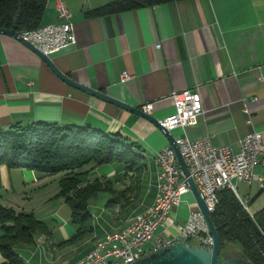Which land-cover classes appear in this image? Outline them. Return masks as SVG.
Returning <instances> with one entry per match:
<instances>
[{
    "label": "crops",
    "instance_id": "0c3cea01",
    "mask_svg": "<svg viewBox=\"0 0 264 264\" xmlns=\"http://www.w3.org/2000/svg\"><path fill=\"white\" fill-rule=\"evenodd\" d=\"M108 1L62 0L71 14L74 41L47 55L55 68L127 105L150 102L148 114L158 120L173 112L167 98L171 91L196 87L202 112L195 124L171 130L173 135H206L214 146H235L241 135L254 129L261 132L264 145V0H173L110 14H85ZM55 2L46 0L38 25L55 20ZM156 42L159 48L154 47ZM122 72L130 77L121 79ZM242 101L250 122L242 111ZM32 121L89 125L119 133L141 153L144 168L131 184L128 200L119 204L118 214L126 221L133 213L129 212L133 201L137 200L136 212L152 202L153 156L168 143L160 129L137 114L66 84L35 53L0 33V128ZM85 167L89 169L80 175L82 181L89 180L99 166L89 163L75 172H83ZM106 167L99 177L112 173ZM254 172L257 178L250 183L235 182V195L248 201L249 213L264 207V155ZM48 177L33 169L0 164V205L31 212L43 220L32 202L38 198L36 194L42 197L41 186ZM192 207L193 196L186 192L167 216L164 231L173 233L174 224L185 219ZM56 210L50 212L52 227L57 226L60 236H69L74 225L66 217L59 218ZM50 234H37L40 252L29 253L27 244L15 245L20 264H59L64 253L59 247L53 250L57 246ZM90 234L95 237L94 245L102 230L93 225ZM47 241L48 247L44 245ZM83 253L70 257L69 264ZM3 261L0 254V263Z\"/></svg>",
    "mask_w": 264,
    "mask_h": 264
},
{
    "label": "trees",
    "instance_id": "16d2710c",
    "mask_svg": "<svg viewBox=\"0 0 264 264\" xmlns=\"http://www.w3.org/2000/svg\"><path fill=\"white\" fill-rule=\"evenodd\" d=\"M173 0H111L86 15H102L136 7L150 6ZM46 0H0V28L13 31L32 29L39 24ZM120 162L130 184L124 187L122 201H127L144 165L141 153L134 144L119 133H107L89 125H60L55 122H15L0 128V164L11 168H28L43 174L61 172L58 195L70 209V221L76 226L74 234L64 241L69 243L92 231L91 214L87 199L95 191L110 189V181L97 178L80 179L85 173L75 172L84 165L99 166ZM217 202L210 219L215 228L220 253L241 257V264H264V207L249 213L238 201L234 192L224 187L217 194ZM118 196L113 197L115 201ZM246 205L248 201H245ZM49 235L45 224L31 212L16 211L0 205V264H20L14 250L18 244H29L35 233ZM236 250L235 254L230 251Z\"/></svg>",
    "mask_w": 264,
    "mask_h": 264
},
{
    "label": "built area",
    "instance_id": "2783aa9c",
    "mask_svg": "<svg viewBox=\"0 0 264 264\" xmlns=\"http://www.w3.org/2000/svg\"><path fill=\"white\" fill-rule=\"evenodd\" d=\"M55 10L54 21L17 31L44 55L56 52L74 41L71 14L62 0H56ZM159 46L157 42L154 44L155 48ZM128 77L130 75L125 72L120 74L121 79ZM167 98L173 106V112L158 120L165 130H183L195 124L197 116L202 112L201 98L196 87L171 91ZM241 108L250 122L249 110L244 101ZM139 109L149 113L152 104L141 103ZM171 135L188 170V176L193 180L209 214L214 209L216 194L220 189L228 187L235 194V182L250 183L257 178L254 166L260 156L264 155L260 131L250 129L237 139L235 146H214L206 135L196 138H189L184 132ZM153 160L155 190L152 202L131 215L125 226L97 240L89 251L72 264H127L179 239L203 247L211 245V235L195 201L186 218L174 224L173 233L164 231L167 216L190 189L187 176L180 169L169 143L155 151ZM236 197L246 209L245 200Z\"/></svg>",
    "mask_w": 264,
    "mask_h": 264
},
{
    "label": "rangeland",
    "instance_id": "374dc122",
    "mask_svg": "<svg viewBox=\"0 0 264 264\" xmlns=\"http://www.w3.org/2000/svg\"><path fill=\"white\" fill-rule=\"evenodd\" d=\"M106 164L110 168H112V173L109 176H103L101 178L99 177V175L102 174V172H104L105 168H107ZM106 164L99 165L98 169L94 170V172L92 174H89V176L87 177L90 181L94 178H97L99 181H103V182L110 181V183L112 184L110 186V189H115V192L117 193L113 195L109 189H103V190L101 189L99 191H95L94 193H92L91 196L86 201L87 209L91 214L92 228L94 225V226H99L102 230V235L98 236V238L100 237V239H102L106 234L118 230L116 228H119L120 224H121L120 228L125 226L128 220V218L126 219V221L125 218H120L121 216L118 214V210H119V204L122 203V199L126 194L124 191V187L128 186L130 182L127 176L124 175V168L122 163L114 161ZM82 168L83 166L79 169ZM88 169L89 167H85V170ZM60 173L61 172L48 174L49 181H47L44 185L41 186V187L44 186V190L42 191V197L39 193L36 194L38 198L35 199V201L32 203L34 204V208L36 209L37 215L43 218V220L41 219L40 220L45 224V226L51 233L50 235L52 239H54L55 242L54 244L57 247H54L53 250L59 247L57 250L64 253L63 255L60 253L62 257L64 256V258L60 260L59 264H69L68 259L70 257L78 256L80 253L83 252L86 253L94 246L93 244H91V242L95 240V237L91 236L90 234L91 232L89 233L87 232L83 234L80 238L76 239L75 241L69 243H63L74 234L76 226L75 225L73 226V224L70 221V209L68 205L64 202L63 198L58 195L57 187H58V180L61 176ZM124 181L125 183H127L126 185L123 183ZM118 182H120L121 185H118ZM116 196H118L117 199L113 201L112 198ZM54 207H57L56 210L57 216L59 218L66 217L67 218V219L65 218L66 222L70 223V225L74 227V231H72V233L69 236L63 237L62 234L60 236V230L57 229V226H55L53 229L52 226H54V222L52 221V219H54V217L50 216V212ZM129 207H130L129 212L133 211V213H131V215H133L136 212L135 208L138 207L137 200L133 201L132 205ZM56 222L60 223L59 220H57ZM37 234L39 233L36 232L33 235V241L27 244L28 246L31 247L29 253L32 251L40 252L42 250V246H41L42 243L38 241ZM44 245L47 246L48 241L44 242ZM234 251L236 252V250H232L230 252L232 254H235Z\"/></svg>",
    "mask_w": 264,
    "mask_h": 264
},
{
    "label": "water",
    "instance_id": "95a60500",
    "mask_svg": "<svg viewBox=\"0 0 264 264\" xmlns=\"http://www.w3.org/2000/svg\"><path fill=\"white\" fill-rule=\"evenodd\" d=\"M0 33L13 37L21 44H23L25 47H27L29 50H31L33 53H35L47 65V67L66 84L76 89H79L85 93L98 97L104 101L110 102L120 108H123L129 112L137 114L150 121L153 125H155L158 129H160V131L165 136L167 142L170 144L171 148L173 149L175 158L178 162L180 169L183 171L184 175L187 176V183L189 185V189L193 196V199L197 207L203 214L209 233L211 235L212 243L210 246L203 247L179 239L165 246L159 247L151 251L150 253L142 256L141 258L136 259L127 264H241V257L239 256L229 257L227 255H222L220 253L218 237L215 228L212 224V221L210 219V215L206 210L205 204L200 198L198 191L195 187V184L193 183V180L188 176V170L183 162L182 157L179 154L176 145L173 142L171 133L165 130L159 124L158 119H156L155 117L151 116L148 113L141 111L137 106L127 105L97 89H91L89 87H86L84 85H81L73 81L67 75L60 72L57 68H55L47 55L42 54L29 42L24 40L18 34L17 31L0 28Z\"/></svg>",
    "mask_w": 264,
    "mask_h": 264
}]
</instances>
